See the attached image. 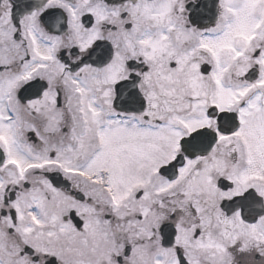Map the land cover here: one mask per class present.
Wrapping results in <instances>:
<instances>
[{"label":"snow or ice","instance_id":"6c2138e0","mask_svg":"<svg viewBox=\"0 0 264 264\" xmlns=\"http://www.w3.org/2000/svg\"><path fill=\"white\" fill-rule=\"evenodd\" d=\"M0 264H264V0H0Z\"/></svg>","mask_w":264,"mask_h":264}]
</instances>
